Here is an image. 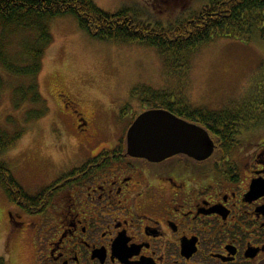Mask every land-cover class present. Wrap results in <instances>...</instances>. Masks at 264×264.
<instances>
[{
  "label": "flooded vegetation",
  "instance_id": "flooded-vegetation-1",
  "mask_svg": "<svg viewBox=\"0 0 264 264\" xmlns=\"http://www.w3.org/2000/svg\"><path fill=\"white\" fill-rule=\"evenodd\" d=\"M140 1L146 12L122 4L113 14L126 10L143 20H161L165 5L175 1L183 6L179 19H190L210 0L199 7L201 0ZM168 96L172 104L191 106L178 94ZM136 101L141 111L129 119L127 109L120 114L127 129L114 142L117 127L96 120L93 130L86 112L70 98L63 100L73 110V118L66 119L79 130L80 151L89 159L34 195L25 190L38 198V210L8 200V240L28 232L39 264H263L264 102L231 113L235 144H226L210 134L208 115L180 116L162 108V99L152 104L146 93ZM153 110L204 129L214 143L212 156L199 161L180 154L161 162L130 156L128 131Z\"/></svg>",
  "mask_w": 264,
  "mask_h": 264
},
{
  "label": "rangeland",
  "instance_id": "rangeland-1",
  "mask_svg": "<svg viewBox=\"0 0 264 264\" xmlns=\"http://www.w3.org/2000/svg\"><path fill=\"white\" fill-rule=\"evenodd\" d=\"M94 1L106 13H113L122 4L129 10L146 12L140 0H127V4L126 0ZM165 6L164 19L151 21L172 27L183 19L177 15L183 11L180 2L170 1ZM45 24L52 42L42 57L36 83L48 115L28 120L29 112L33 116L40 109L27 99L17 106L20 102L15 89L27 87L33 79L12 76L0 63V139L2 133L8 140L20 137L0 154V162L5 163L29 194H36L59 173L89 159V154L80 151L79 130L66 119L73 118V110L63 104L65 98L86 112L93 130H97L96 120L99 125L102 122L117 127V132L111 134L113 139L110 136L114 142L127 129L119 121L120 114L127 109L129 119L134 111L140 112L142 106L136 99L145 95V89L178 94L192 107L210 111L233 113L244 105L254 103L258 107L264 102V36L260 28L238 39H215L190 58L189 68L175 69L166 64L155 48L92 38L72 16ZM2 26L0 57L4 63L30 66L35 33L4 31ZM100 148L101 144H97L94 150ZM10 207L0 186V259L4 258L6 264H39L38 250L28 232L21 236L17 233L12 242L8 240L6 214Z\"/></svg>",
  "mask_w": 264,
  "mask_h": 264
},
{
  "label": "trees",
  "instance_id": "trees-1",
  "mask_svg": "<svg viewBox=\"0 0 264 264\" xmlns=\"http://www.w3.org/2000/svg\"><path fill=\"white\" fill-rule=\"evenodd\" d=\"M66 16H72L80 29L96 40L155 48L166 64L175 69L189 68L190 58L215 39H238L259 28L264 36V0H210L192 18L179 20L172 27L143 20L137 15H126V10L116 14L103 12L94 0H0V25L4 26V31H33L36 37L35 46L31 50L30 66L16 67L4 63V59L0 57V63L12 76L33 79L27 87L15 89V95L20 102L17 106H21L27 99V102L40 109L33 116H30L32 111L27 114L30 121L40 120L49 112L36 83L42 68V57L52 42V35L45 23ZM143 93L149 95L152 104L162 99V108L177 112L180 116L191 119L192 114L208 115L204 121L210 134L218 142L224 140L226 144H235L234 114L202 108L192 109L183 102L172 104L166 92L145 89ZM19 138L8 140L6 134L2 133L0 154L7 151ZM0 186L11 203H18L30 211L41 208L38 198L27 194L3 162H0ZM6 263L4 258L0 259V264Z\"/></svg>",
  "mask_w": 264,
  "mask_h": 264
},
{
  "label": "water",
  "instance_id": "water-1",
  "mask_svg": "<svg viewBox=\"0 0 264 264\" xmlns=\"http://www.w3.org/2000/svg\"><path fill=\"white\" fill-rule=\"evenodd\" d=\"M127 149L130 156L151 162L180 154L201 161L212 156L214 143L204 129L167 111L153 110L139 116L129 129Z\"/></svg>",
  "mask_w": 264,
  "mask_h": 264
}]
</instances>
